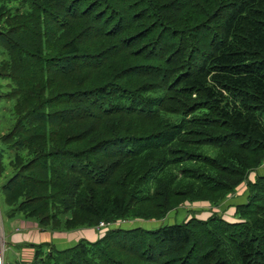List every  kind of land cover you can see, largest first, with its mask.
Wrapping results in <instances>:
<instances>
[{
	"label": "trees",
	"instance_id": "trees-1",
	"mask_svg": "<svg viewBox=\"0 0 264 264\" xmlns=\"http://www.w3.org/2000/svg\"><path fill=\"white\" fill-rule=\"evenodd\" d=\"M0 81L10 218L163 223L246 184L204 219L11 244L30 264H264V0H0Z\"/></svg>",
	"mask_w": 264,
	"mask_h": 264
},
{
	"label": "rangeland",
	"instance_id": "rangeland-1",
	"mask_svg": "<svg viewBox=\"0 0 264 264\" xmlns=\"http://www.w3.org/2000/svg\"><path fill=\"white\" fill-rule=\"evenodd\" d=\"M0 85L5 86L6 82L5 81H0ZM3 90H7L6 87H2ZM10 108H11V104L4 100V99H0V135L1 133H3L4 131H6L9 127V113H10ZM6 161H9V157L6 158ZM3 180H0V185L3 184L2 183ZM244 187H246L245 185L240 186L239 189L242 190ZM237 193V192H236ZM231 197V196H230ZM203 207V206H201ZM198 208H195L194 205L191 206H187L186 208H181L179 209L177 212L172 213L168 218H166L165 222H144V221H134V222H130V223H125L122 225V227L124 228H128V227H132V226H142L143 228H149V229H155L158 228L159 226H166V225H172L175 223H182L184 221V219L187 217V215L189 213L194 214L196 217L199 218H207L210 216V211H196ZM218 208L214 207L213 211L211 213H216L218 210ZM196 211V212H195ZM8 209L5 207V204L3 202V197L1 196L0 193V236L1 239H4L5 243L2 242V251H3V262L4 264H30L32 259H33V251H26L24 246H10V244L7 243V241L13 242L14 238H16L17 240H20V238H25L26 236H28L29 232L28 230H25L21 233H13L11 231V225L12 223H15L14 220H20L21 223L25 224L26 226L28 225L31 228H34V221L32 220H26L24 218H20L18 217H11V220H7L6 216L9 214H7ZM192 216V215H191ZM233 215H232V211L228 212V219H232ZM5 220V226H6V234H7V238L8 240L6 241L5 238V233H3V223ZM163 221V220H161ZM33 223V224H30ZM10 227V228H9ZM19 228V223H16L14 225V230H17ZM40 228V227H39ZM41 230H43L42 228H40ZM48 232L53 233L54 231L51 229H47ZM65 232V231H62ZM22 242V241H20ZM52 244V243H51ZM19 245V244H18ZM58 250H63L59 247H57L55 244H53ZM13 247V248H12ZM44 251H46L44 249Z\"/></svg>",
	"mask_w": 264,
	"mask_h": 264
},
{
	"label": "crops",
	"instance_id": "crops-1",
	"mask_svg": "<svg viewBox=\"0 0 264 264\" xmlns=\"http://www.w3.org/2000/svg\"><path fill=\"white\" fill-rule=\"evenodd\" d=\"M261 174H264V168H261L259 170ZM245 187L242 190H238L237 193L233 194L227 201H225L221 207L218 209V212H222L225 209V206L236 200H240V198L243 195ZM203 206V207H201ZM187 207V206H185ZM195 208H198L196 211H210V213L213 211L214 207H210L207 203H201V204H195ZM7 220H11L9 216H6ZM15 223H12L11 225V231L13 233H21L25 230H28L29 234L25 238H20V240H17L14 238L13 242H8L7 234H6V226H5V220L3 223V233H5V238L8 244H40V243H52L55 244L57 247L61 249H66L74 246L79 240L81 239H87L89 241H95L99 236V230L96 228L93 229H81L78 231L73 232H62V231H54L53 233L48 232L47 230H41L38 225L34 222V228L26 226L25 224L21 223L19 220H14ZM16 223H19V228L17 230H14V225ZM33 224V223H30ZM10 228V227H9ZM22 241V242H20ZM13 248V247H12ZM26 251H32V248H25Z\"/></svg>",
	"mask_w": 264,
	"mask_h": 264
},
{
	"label": "built area",
	"instance_id": "built-area-1",
	"mask_svg": "<svg viewBox=\"0 0 264 264\" xmlns=\"http://www.w3.org/2000/svg\"><path fill=\"white\" fill-rule=\"evenodd\" d=\"M264 167V165H263ZM246 185V184H244ZM239 190V189H238ZM186 208V207H183ZM130 223V222H129ZM124 223L116 222V223H109V222H100V224L96 227L97 230L101 231L104 229H115V228H121Z\"/></svg>",
	"mask_w": 264,
	"mask_h": 264
},
{
	"label": "water",
	"instance_id": "water-1",
	"mask_svg": "<svg viewBox=\"0 0 264 264\" xmlns=\"http://www.w3.org/2000/svg\"><path fill=\"white\" fill-rule=\"evenodd\" d=\"M2 242L5 243L4 239H1V236H0V264H4V262H3L4 261L3 260V251H2Z\"/></svg>",
	"mask_w": 264,
	"mask_h": 264
}]
</instances>
